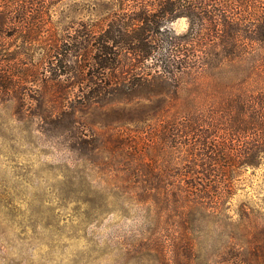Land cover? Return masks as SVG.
Here are the masks:
<instances>
[{"label":"trees","instance_id":"1","mask_svg":"<svg viewBox=\"0 0 264 264\" xmlns=\"http://www.w3.org/2000/svg\"><path fill=\"white\" fill-rule=\"evenodd\" d=\"M58 1L0 0V98L84 160L111 142L77 111L138 110L131 119L146 125L118 129L108 145L119 180L145 210L173 211L185 230L208 222L229 239L210 235L207 256L179 238H156L151 250L167 264L191 251L195 264H256L257 219L233 218L230 200L240 172L264 165V0H93L99 13L54 40ZM180 19L187 27L176 33Z\"/></svg>","mask_w":264,"mask_h":264},{"label":"rangeland","instance_id":"2","mask_svg":"<svg viewBox=\"0 0 264 264\" xmlns=\"http://www.w3.org/2000/svg\"><path fill=\"white\" fill-rule=\"evenodd\" d=\"M93 0H60L49 9L53 39L72 35L76 24L94 18ZM183 33L184 19L171 24ZM0 98V264H167L151 250L156 238L199 244L209 255L213 240H229L223 229L200 223L178 227L174 213L151 206L145 210L129 184L116 175L117 149L110 145L118 129L125 133L145 126L131 119L133 107L92 106L76 112L77 120L110 141L96 158L67 149L59 134L44 136L30 118L16 115V106ZM67 128V127H65ZM64 128V129H65ZM232 190L235 213H250L264 240V165L240 172ZM230 213V214H231ZM169 216L171 219H169ZM232 218V219H233ZM224 228L231 229L230 226ZM200 229V230H199ZM236 229V228H234ZM246 226L233 231L242 236ZM238 234V235H237ZM166 258H171L166 248ZM193 251L180 262L195 264ZM256 264H264V248Z\"/></svg>","mask_w":264,"mask_h":264}]
</instances>
